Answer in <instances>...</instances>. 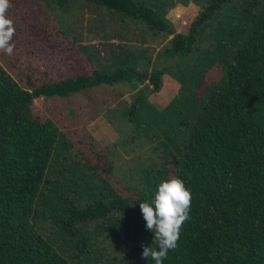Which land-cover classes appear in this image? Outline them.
Listing matches in <instances>:
<instances>
[{
  "label": "trees",
  "instance_id": "16d2710c",
  "mask_svg": "<svg viewBox=\"0 0 264 264\" xmlns=\"http://www.w3.org/2000/svg\"><path fill=\"white\" fill-rule=\"evenodd\" d=\"M42 1L57 11L89 3L155 34L175 33L166 16L172 1L158 6L151 0ZM198 1L201 9L189 31L174 34L166 50L177 56L178 64L166 70L181 90L162 111L147 103L146 93L161 89L163 69L149 72L147 60L144 69L124 64L111 71L55 73L52 61L42 66L40 33L27 35L11 55L3 53L19 81L0 62V264H154L141 255V245L156 247L139 207L150 198L134 199L95 183L91 170L97 165L87 161L79 160L77 170L72 142L32 107L42 96L69 97L98 85L138 88L146 81L153 87L146 86L130 104L135 114L130 122L161 150L151 193L175 176L191 192L190 218L164 264H264V0ZM111 29L108 37L116 32ZM207 30L214 48L201 54ZM62 34L69 38L66 30ZM117 44L122 51L116 56L126 63L131 51ZM216 64L221 77L199 94L204 75ZM119 213L133 218L125 233ZM43 218L55 223L56 233L47 232ZM99 235L116 255L96 248Z\"/></svg>",
  "mask_w": 264,
  "mask_h": 264
},
{
  "label": "rangeland",
  "instance_id": "374dc122",
  "mask_svg": "<svg viewBox=\"0 0 264 264\" xmlns=\"http://www.w3.org/2000/svg\"><path fill=\"white\" fill-rule=\"evenodd\" d=\"M167 1L174 3L166 7V16L173 25L174 34L187 33L200 12L199 1L151 0L150 2L158 6ZM56 8L45 4L42 0H10L5 15L12 20L15 28L12 38L14 47L21 46L27 35L34 38L40 33L44 39L38 47L41 50L42 66L46 67L52 61L55 63L54 72L64 75L85 70L92 71L95 67L111 71L124 64H138L139 69H144L147 60L149 72L158 68L163 69L164 73L161 89L146 93L147 103L156 111H162L179 95L180 82L166 70L178 64L177 56H170L166 52L174 34H155L135 20L122 22L120 16L110 14L103 7L89 3L82 4L78 8L73 7L69 11H57ZM99 19L103 22L99 26L93 23ZM106 26L108 31L102 32ZM111 28L116 32L108 37L107 35L113 31ZM62 29L67 31L69 38L62 34ZM207 31L199 44L201 54L207 49L214 48L209 41V30ZM119 41L127 46L126 51H131L126 63H124L126 58L120 59L116 56L122 51L117 44ZM3 53L0 51V62L19 81ZM88 56H91V61L88 60ZM222 72L220 64L210 68L204 75L200 88L197 89L199 94H203L211 83L217 81ZM148 85L150 88L153 87L149 81H146V84L139 83L138 88L127 84L98 85L69 97L42 96L34 100L32 107L41 119L54 120L72 142V158L77 164V170L82 169L79 160L87 161L91 165H97L91 170L95 174L93 178L95 183L110 185L121 195L131 196L134 199L151 198L155 193H151L156 183L154 176L158 175L154 171L156 166H161L163 162L162 154L158 157L161 150L154 149L157 145L156 140L147 141L142 136L143 132H138L133 122H130L135 115L130 104ZM140 136L143 137L142 140H138ZM139 164H141L140 169ZM137 213L139 214V210ZM137 215L134 221L139 219ZM119 218H125V223L120 228L125 233L133 218L122 217L120 213ZM40 222L47 232H57V227L51 219L43 218ZM110 226V222H107V227ZM94 244L96 248L107 249L108 252L114 250L109 240H104L102 235L94 238ZM113 255H116L115 252ZM126 263L132 264V261L126 260Z\"/></svg>",
  "mask_w": 264,
  "mask_h": 264
},
{
  "label": "clouds",
  "instance_id": "9594fccd",
  "mask_svg": "<svg viewBox=\"0 0 264 264\" xmlns=\"http://www.w3.org/2000/svg\"><path fill=\"white\" fill-rule=\"evenodd\" d=\"M10 0H0V51L11 55L15 28L6 17ZM191 192L179 176L162 180L153 196L139 202L145 228L154 233L156 247L141 245V255L150 257L154 264H164L169 251L177 246L182 223L189 219Z\"/></svg>",
  "mask_w": 264,
  "mask_h": 264
}]
</instances>
